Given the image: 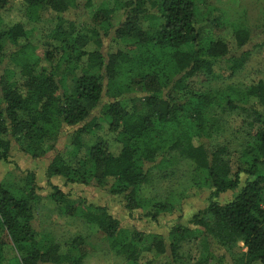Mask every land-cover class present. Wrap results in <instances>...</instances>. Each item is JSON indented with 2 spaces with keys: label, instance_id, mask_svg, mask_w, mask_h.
Here are the masks:
<instances>
[{
  "label": "trees",
  "instance_id": "16d2710c",
  "mask_svg": "<svg viewBox=\"0 0 264 264\" xmlns=\"http://www.w3.org/2000/svg\"><path fill=\"white\" fill-rule=\"evenodd\" d=\"M202 1L0 0V161L16 145L33 159L54 151L46 177L67 189L49 180L48 198L59 214L98 227L126 264H264V77L221 83L222 64L228 78L246 65L250 52L237 51L253 32ZM17 8L27 22H5ZM231 114L240 126L228 124ZM187 163L180 192L171 179L164 192L143 193L153 169L170 179ZM24 173L20 185L0 183V264H88L85 235L37 231L44 196L37 173ZM79 185L121 204L128 220L167 231L125 226L106 202L75 196ZM204 192L187 223L158 222L185 217L184 201Z\"/></svg>",
  "mask_w": 264,
  "mask_h": 264
},
{
  "label": "rangeland",
  "instance_id": "374dc122",
  "mask_svg": "<svg viewBox=\"0 0 264 264\" xmlns=\"http://www.w3.org/2000/svg\"><path fill=\"white\" fill-rule=\"evenodd\" d=\"M100 1V0H98ZM213 6V12L216 15H224L228 19L229 23H237L242 21L245 24H248L252 29L253 36L252 39L245 45V47L239 51L238 54H242L244 51L250 52L249 59L244 66V68L238 72L235 76L229 77V71L226 69V64H222L220 71L227 76L225 78L224 84L231 82L237 83L239 85H249L260 78L264 77V0H204L200 4V7L205 10H210L206 7ZM80 11V10H79ZM77 9H71L69 16L80 15ZM4 21H16L20 20L27 22L22 13L18 11V8L8 14H6ZM229 28L233 27L231 24L227 25ZM40 27V25H39ZM231 28L223 32V35L229 38L232 37ZM42 29L36 30L35 32V42H38L42 38ZM232 49H235L234 42L230 39ZM199 85V83H197ZM242 119L235 114H231L228 117V124L232 128L240 126ZM100 133H107V129L100 131ZM229 133V131L227 132ZM110 134V133H109ZM110 136V135H109ZM111 137V136H110ZM108 137V138H110ZM71 143V135L68 133L61 135L58 147L63 148L65 143ZM54 151H49L45 156L38 159H33L29 155H26L23 151L20 150L19 146H14L9 161H3L0 163V183L5 179H11L14 184H21L24 181L25 173L24 170H34L38 176L39 183V193L44 196L41 200V206L37 210V215L34 220V226L37 231L41 233L49 232L57 239L64 241L65 239H71L76 237L78 234H83L87 237V248H88V264H126V260L117 255L110 248L109 243L104 238L103 233L99 230L98 227L86 223L80 219L68 217L64 214H59L56 209V203L52 202L48 198V194L51 191V184L49 180L53 183L60 184L64 189H67L62 180L58 177L47 178L46 177V168L48 160L54 157ZM183 166V164H181ZM183 169L174 177L164 176L165 171H160L158 169H153V174L148 183L143 187V193L147 196L158 195L161 192L165 191V188L169 186V182L172 179V182L175 183L174 188L178 193V180H186V175L193 170V166L190 163H187L186 166L182 167ZM169 170V169H168ZM169 172V171H168ZM161 174V175H160ZM246 176L244 175L242 180L244 181ZM75 196L86 197L90 202H95L96 204H107L110 209L118 214L125 226L136 225L141 230L148 231H165L163 227H157L159 224L152 222L150 219L141 220L140 217L137 220H128V217L123 213L122 208L119 203L114 202L113 200H107L109 197L101 192L99 189H94L91 187H84L82 185L76 186L73 190ZM169 194V193H166ZM165 194V195H166ZM209 195V192H204L198 199L188 198L185 200V217H180L178 214L172 216L162 215V218L158 220L162 225L169 224V222H182L187 223L191 219L193 211L198 208L205 206L206 199ZM177 199H180L176 196ZM232 197L231 192H227L223 195L222 199L227 200ZM119 205V207H118ZM192 210L189 212V210ZM167 231V230H166ZM194 255L197 254L196 249L194 250ZM166 259H162L157 264H163Z\"/></svg>",
  "mask_w": 264,
  "mask_h": 264
},
{
  "label": "crops",
  "instance_id": "0c3cea01",
  "mask_svg": "<svg viewBox=\"0 0 264 264\" xmlns=\"http://www.w3.org/2000/svg\"><path fill=\"white\" fill-rule=\"evenodd\" d=\"M11 154H12V153H11ZM1 162H3V160H2V161H0V163H1Z\"/></svg>",
  "mask_w": 264,
  "mask_h": 264
}]
</instances>
